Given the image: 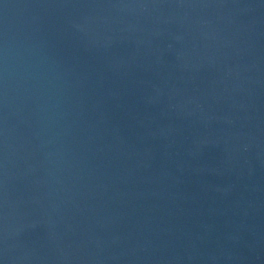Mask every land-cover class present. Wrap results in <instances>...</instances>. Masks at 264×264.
I'll use <instances>...</instances> for the list:
<instances>
[{
    "label": "water",
    "instance_id": "1",
    "mask_svg": "<svg viewBox=\"0 0 264 264\" xmlns=\"http://www.w3.org/2000/svg\"><path fill=\"white\" fill-rule=\"evenodd\" d=\"M0 264H264V0H0Z\"/></svg>",
    "mask_w": 264,
    "mask_h": 264
}]
</instances>
